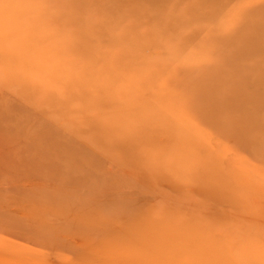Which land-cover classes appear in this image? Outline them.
<instances>
[{"label":"rangeland","instance_id":"374dc122","mask_svg":"<svg viewBox=\"0 0 264 264\" xmlns=\"http://www.w3.org/2000/svg\"><path fill=\"white\" fill-rule=\"evenodd\" d=\"M0 264H264V0H0Z\"/></svg>","mask_w":264,"mask_h":264},{"label":"bare ground","instance_id":"6f19581e","mask_svg":"<svg viewBox=\"0 0 264 264\" xmlns=\"http://www.w3.org/2000/svg\"><path fill=\"white\" fill-rule=\"evenodd\" d=\"M142 1V0H141Z\"/></svg>","mask_w":264,"mask_h":264}]
</instances>
